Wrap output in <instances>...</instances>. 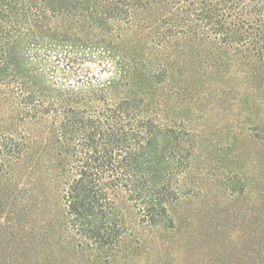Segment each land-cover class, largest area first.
Returning <instances> with one entry per match:
<instances>
[{
    "label": "trees",
    "instance_id": "trees-1",
    "mask_svg": "<svg viewBox=\"0 0 264 264\" xmlns=\"http://www.w3.org/2000/svg\"><path fill=\"white\" fill-rule=\"evenodd\" d=\"M216 186L264 264V0H0V264L181 257Z\"/></svg>",
    "mask_w": 264,
    "mask_h": 264
},
{
    "label": "rangeland",
    "instance_id": "rangeland-1",
    "mask_svg": "<svg viewBox=\"0 0 264 264\" xmlns=\"http://www.w3.org/2000/svg\"><path fill=\"white\" fill-rule=\"evenodd\" d=\"M219 189L216 186L206 198L192 199L176 209L179 224L191 225L193 240L181 257L175 248V259L153 264H252L249 199L245 195L227 200Z\"/></svg>",
    "mask_w": 264,
    "mask_h": 264
}]
</instances>
